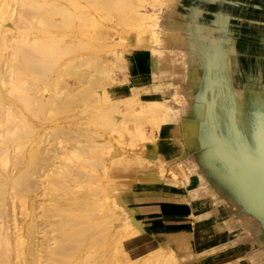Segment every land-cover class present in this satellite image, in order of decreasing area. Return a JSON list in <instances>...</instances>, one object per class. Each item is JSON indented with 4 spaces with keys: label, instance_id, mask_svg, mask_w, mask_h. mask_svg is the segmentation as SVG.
<instances>
[{
    "label": "rangeland",
    "instance_id": "obj_1",
    "mask_svg": "<svg viewBox=\"0 0 264 264\" xmlns=\"http://www.w3.org/2000/svg\"><path fill=\"white\" fill-rule=\"evenodd\" d=\"M50 1L38 14L0 0V264H257L262 246L246 228L259 222L241 219L169 130L185 122L193 96L182 91L201 71L194 41L225 30L234 42L243 21L264 18V0ZM255 90L246 109L264 98Z\"/></svg>",
    "mask_w": 264,
    "mask_h": 264
},
{
    "label": "bare ground",
    "instance_id": "obj_2",
    "mask_svg": "<svg viewBox=\"0 0 264 264\" xmlns=\"http://www.w3.org/2000/svg\"><path fill=\"white\" fill-rule=\"evenodd\" d=\"M34 1L36 2V3H34ZM54 0H52V2L50 1V4H52V5H54V3L56 2H53ZM40 2H42L43 4H46L47 2H48V0H22V3H24L25 5H34L33 7H34V9L36 8V7H38V9L36 8V10H37V13L38 14H40V13H42L41 12V8L43 7L44 9H46V10H48V8L50 7H44V5L42 6L41 4H40ZM49 3V2H48ZM39 4V5H38ZM58 4V6H59V3H57ZM57 4H55L56 6H57ZM23 5V4H22ZM51 5V6H52ZM54 5V6H55ZM36 6V7H35ZM56 6H55V8H56ZM193 7H191L192 8V11L194 12V13H192V14H194L195 16H193V21L195 20L196 22H200V24H202V25H204V28L206 27V25H207V23L204 21L205 19H203V17L205 18V14H202V13H199V12H197L199 9H200V6H199V4H197V5H195V4H193L192 5ZM61 7V6H60ZM39 8H40V10H39ZM60 9V8H59ZM211 9H213V11L215 12V9L214 8H210V10H209V12L212 14L211 16H213V12H211L212 10ZM40 11V12H39ZM201 11V10H200ZM43 15H45V13L43 14ZM22 18V17H24V19H23V21L26 19V21H28V19L29 18H27L28 16H26L25 17V14L24 13H21L18 17H17V20L18 21H20V18ZM37 17H38V15H37ZM40 17H41V15H40ZM192 17V16H191ZM214 17H215V13H214ZM43 17H41V19H42ZM217 20H220V19H224L225 18V16H223V15H219V16H217ZM40 19V20H41ZM225 19H227L228 21H234V20H236V19H234L233 17H230V16H227ZM22 20V19H21ZM31 20V19H30ZM29 20V21H30ZM240 20V19H239ZM192 21V22H193ZM192 24V23H191ZM242 28H241V34H240V36L238 37V39L237 40H235L234 42H232V43H228V41H227V36H226V33H225V30H223L222 32H221V34H220V36H219V38H220V40L221 41H219V42H217V43H215L214 41H211V40H201V42L200 41H194L193 39V41L194 42H197V45H199L200 47V50H199V55H197L196 53L193 55V54H191L190 55V62H191V64H193V65H195V66H199L198 68H200L201 69V73L198 75V74H195V73H191V74H189L188 76H187V78L188 79H190V80H192V81H189L186 85H185V89L183 88V93H185L186 91H187V93H189L188 95H192L193 97L194 96H196V98L198 99L197 100V104H196V106L193 108H189V109H186V111L184 112V118H183V120H185V122L184 123H182L179 127H175V126H173V127H171V129L169 130V132L171 133V134H173V135H176V136H178L179 137V139L181 138L183 141H185L187 144H188V146L191 148V149H195V150H200L201 149V147H200V143H199V134H200V132H201V130H202V125L204 124V122H207L208 121V118H209V116L211 115L210 114V106H209V104H210V102H209V100H208V98H203V99H200V97H199V92L197 91V89H198V87L196 88V81H197V79L200 77V75L201 74H203V73H205V71H206V69H208L209 70V72H210V75H211V80H210V88H213L214 87V89H215V85H217V83L218 82H216V78H218L217 76V74H216V71L217 70H220V69H223L224 71H226V69H229V70H232L231 69V66L233 67V66H236V73L234 74V77H235V80H234V82H235V91H234V93H235V96L233 95V91H231V93H232V95L234 96H232V98H234L233 99V102H234V105H235V108L236 107H238L239 108V110L241 109V107H242V100H241V97L239 96V94L237 93V92H242V90H241V88H243V89H245V87L247 88V87H252V88H257V87H259V89H263L264 88V18H252V19H249V20H247V21H243L242 22V26H241ZM176 33V32H175ZM189 35V34H188ZM192 38V37H191ZM190 38V39H191ZM193 42V43H194ZM200 42V43H199ZM195 44V43H194ZM190 45V44H189ZM197 47V46H196ZM196 49H198V48H196ZM194 52V51H193ZM20 54L23 56V58H26V56H25V54L21 51L20 52ZM22 58V57H21ZM22 58V59H23ZM169 64V63H168ZM190 64V65H191ZM162 66V65H161ZM192 66V65H191ZM161 68V67H160ZM181 70V69H180ZM214 83H215V85H214ZM218 87L220 86V84L219 85H217ZM196 88V89H195ZM217 90H219L218 88H217ZM218 92V91H217ZM221 94V92L219 91L218 92V94ZM227 94V93H226ZM218 96V95H217ZM221 96V95H220ZM235 103H237L238 105L236 106V104ZM185 105V104H184ZM238 110L236 109V116H235V119H236V122H237V125L239 126V129L241 130V132L243 133V135L245 136V137H247V139L249 138V140L248 141H250V144H251V124H250V120L251 119H249V118H247L246 117V119H244L243 117H241V112H239L240 113V118L238 117V115H237V112ZM177 115V114H176ZM256 116V120H257V122H256V130H257V134H258V136L260 137V139L262 140L264 137V116H261V117H259V115L258 114H256L255 115ZM259 118H258V117ZM175 118V117H174ZM174 123V122H173ZM168 125V124H167ZM171 125V124H170ZM172 126V125H171ZM165 129V128H164ZM228 135H230V134H228ZM220 138V142L222 143V141H223V143L227 146V147H231L232 148V146H231V140L230 139H228V141L227 140H225V139H221V137H219ZM264 140V139H263ZM208 144L209 145H207V152H209V154L210 155H213L210 151H209V147H210V149H214L216 146V144H215V141H213V140H211V139H209L208 140ZM249 144V145H250ZM173 145V144H172ZM250 147H251V145H250ZM188 149V148H187ZM215 152H216V149H215ZM205 156H206V154H204ZM203 156V155H202ZM202 156H201V154H200V159L202 158ZM211 157V156H210ZM206 158H208V157H206ZM190 179V178H189ZM59 180V179H58ZM58 180L56 181L57 183H55V182H53L54 184H58ZM61 180V179H60ZM59 180V181H60ZM64 179H62V181H63ZM62 181H61V183H59L58 185H51L50 187H49V185L50 184H52V183H48L49 185H47L49 188H48V190L49 191H51L52 190V187L54 186H57L58 188L61 186V185H63V183H62ZM190 182V181H189ZM60 185V186H59ZM57 187H55V188H57ZM62 187L63 186H61V189H62ZM47 188V187H46ZM54 188V189H55ZM60 189V188H59ZM58 189V190H59ZM58 190H57V192H58ZM209 190H211V189H209ZM49 191H48V193H49ZM206 191V190H205ZM47 192V191H46ZM45 192V193H46ZM61 192V191H60ZM59 192V193H60ZM209 193V192H208ZM211 193V192H210ZM52 194L54 195L55 194V192L53 193L52 192ZM58 193H56L55 195H57ZM61 194H63L62 192H61ZM212 194V193H211ZM214 194V193H213ZM216 194V193H215ZM46 195V194H45ZM50 195H51V192H50ZM52 195V200L54 199V198H56L55 196H53ZM60 197V199H62L63 197H61V195H59ZM48 197L49 198H51L49 195H48ZM207 197V196H206ZM46 198V197H45ZM65 198V197H64ZM203 199V198H202ZM51 200V201H52ZM50 201V202H51ZM56 202L57 200H53L52 202ZM61 201H63V202H65L64 200H61ZM60 201V202H61ZM208 201H212V203L213 202H215L214 204H219V201H218V198H214V199H210V197L209 198H207V203H209ZM57 202H59V200L57 201ZM60 202H59V204H52V206L54 207V205H55V207H56V205L57 206H59L60 205ZM63 202H61V203H63ZM199 202V201H198ZM194 203V202H193ZM207 203H205L203 206H206V207H208L209 205L207 204ZM228 203H229V205L230 206H233L234 205V203L231 201V200H229L228 201ZM67 203H65V205H64V203H63V207L65 208V210H67L68 212L69 211H71L72 210V208H69V210H68V207H70V206H72L73 208H74V206L71 204L70 206L68 205V207H67V209H66V207L65 206H67L66 205ZM214 204H213V206H214ZM51 205V204H50ZM61 206V205H60ZM212 206V207H213ZM235 207H236V205H234ZM54 207V208H55ZM76 208L78 207L77 205L75 206ZM205 207V208H206ZM58 208V207H57ZM64 208H61V210H59L60 209V207L58 208V211H61L62 213H63V211H62V209L64 210ZM75 208V209H76ZM53 209V208H52ZM71 209V210H70ZM74 209V210H75ZM204 209V208H203ZM56 210V209H55ZM77 210H79V209H77ZM76 210V211H77ZM198 210H200V209H198ZM197 210V211H198ZM73 211V210H72ZM55 212H57V211H54V213ZM79 211H77V213H78ZM235 212V211H234ZM238 212V211H237ZM66 212H64V214H65ZM75 213V212H74ZM56 214V213H55ZM59 215H60V213H58ZM76 214V213H75ZM79 214V213H78ZM212 214H214V212L212 213ZM57 215V214H56ZM68 215H70L69 213H68ZM72 215V214H71ZM70 215V216H71ZM235 215V214H234ZM62 216H64V215H62ZM67 216V215H66ZM66 216H64V217H62V218H66ZM73 216V215H72ZM78 216V215H77ZM76 216V219L78 218ZM241 219L243 220V221H251V218L249 217V216H247L245 213H241ZM229 218V217H228ZM232 218V217H231ZM58 219H59V217H58ZM63 219V220H64ZM67 219L69 220V222H68V224L70 223V220H72L73 218H71V219H69L68 217L66 218V221H67ZM237 219V218H236ZM74 220V219H73ZM60 221H61V219H60ZM65 221V222H66ZM63 222V223H62ZM64 221H61V223H59V222H57V223H59V224H61V229H59V224L58 225H56V227H57V229H59V230H62L63 229V225H64V223H65ZM253 221H251V223L247 226V231H250V232H252L253 234H256V237H257V242H258V245H260V246H262V248L260 249V250H258L257 251V253L255 254V255H257V256H260V261L257 263V264H264V231L262 230V228H261V226H258V224L256 223V222H253ZM238 223V222H237ZM67 225V224H66ZM71 225V224H70ZM236 225V224H235ZM238 226V225H237ZM68 228H69V226H67ZM66 226L64 227V230H62L63 232L66 230V228H67ZM71 227V226H70ZM227 229V228H226ZM55 231V230H54ZM62 231H56V233L58 232V233H62ZM68 231H70V230H68ZM71 231H72V229H71ZM66 232V231H65ZM64 232V237H65V239L67 240L68 239V236L67 235H70V234H67V233H65ZM55 233V234H56ZM71 233V232H70ZM227 233V232H226ZM58 236L60 235V234H57ZM186 235V234H185ZM61 236H63L62 234H61ZM57 237V236H56ZM60 237V236H59ZM58 237V238H59ZM180 236H178V239L180 240V238H179ZM181 237H183V235L181 236ZM188 237H189V235H188ZM188 237H186V238H188ZM199 237V236H198ZM58 238H54L53 237V239H58ZM63 238V237H62ZM62 238H59L60 239V241L63 243V242H65V241H62V240H64V239H62ZM185 238V239H186ZM213 238V237H212ZM217 238V237H216ZM76 239H77V237H76ZM173 239H175V238H173ZM181 239H183V240H185L184 238H181ZM70 240H71V238L69 239V243H70ZM74 240V239H73ZM81 240V239H80ZM80 240H79V242H80ZM177 240V239H176ZM175 240V241H176ZM212 240V239H211ZM59 241V240H58ZM72 241V240H71ZM81 241H84V240H81ZM210 241V240H209ZM221 241V240H220ZM54 242H56L55 244H57L58 245V243L59 242H57V241H54ZM88 242V241H87ZM86 242V243H87ZM174 242V241H173ZM183 242V241H182ZM66 243V242H65ZM91 243V242H90ZM212 243V242H211ZM238 243V242H237ZM237 243H236V245H237ZM74 244V243H73ZM77 244V242H75V244L73 245V250H75V245ZM80 244H81V242H80ZM79 244V245H80ZM181 244V243H180ZM186 245V243H183V245ZM60 245V244H59ZM58 245V246H59ZM68 244L66 243V246H67ZM71 245V246H70ZM82 245V244H81ZM80 245V246H81ZM178 245H179V243H178ZM221 245V244H220ZM252 245H253V243H252ZM69 246H70V249L72 248V242H71V244H69L68 245V248H69ZM259 246V247H260ZM63 247V246H62ZM61 247V245H60V249L62 248ZM78 248H80L79 246H78ZM216 248V247H215ZM215 248H214V250H215ZM229 248V247H228ZM66 249V248H65ZM212 249V248H211ZM226 249V248H225ZM234 249V248H233ZM252 249H253V247H252ZM62 250H63V248H62ZM73 250H71V251H73ZM251 250V249H250ZM228 251V250H227ZM235 251V250H234ZM75 254H76V250L75 251H73ZM73 252L71 253L73 256H74V254H73ZM250 252V251H249ZM224 253V252H223ZM256 260V259H255ZM259 260V259H258ZM254 264V263H253Z\"/></svg>",
    "mask_w": 264,
    "mask_h": 264
},
{
    "label": "water",
    "instance_id": "obj_3",
    "mask_svg": "<svg viewBox=\"0 0 264 264\" xmlns=\"http://www.w3.org/2000/svg\"><path fill=\"white\" fill-rule=\"evenodd\" d=\"M216 74H218V78H216L217 85L222 83L225 86L228 101L223 105L222 98L220 96L217 98L218 86L215 83V89L214 87L210 88L211 75L209 70L206 69L205 73L199 77L200 82L198 83L197 91L200 99L208 98L211 115L208 121L202 125V130L199 134L201 149L189 151L194 156L197 166L206 176L210 185L218 190L219 194L226 200L231 199L233 202L238 203L242 209L241 212H245L257 220L264 231V138L261 140L255 129L257 122L255 115L264 116L263 96L259 105L256 104L255 98L251 96V101L250 103L248 102L247 109L245 108V93L262 91L255 90V87H245L242 92L243 106L241 107V117L246 116L251 119L250 144L249 138L247 139L243 135L235 119L236 108L230 90V78L223 69L217 70ZM197 100L196 96L193 97L190 109L196 106ZM217 113L225 116V124L217 116ZM219 137L227 141L230 139L232 148L227 147L223 141L221 143ZM209 139L215 141L216 144L214 149L209 147V151L213 155L207 152ZM200 154L201 156L203 155L201 159Z\"/></svg>",
    "mask_w": 264,
    "mask_h": 264
}]
</instances>
